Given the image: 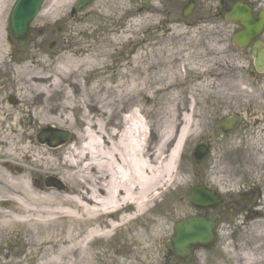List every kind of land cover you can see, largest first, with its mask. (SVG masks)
<instances>
[{"label": "bare ground", "instance_id": "1", "mask_svg": "<svg viewBox=\"0 0 264 264\" xmlns=\"http://www.w3.org/2000/svg\"><path fill=\"white\" fill-rule=\"evenodd\" d=\"M4 9L5 2L0 0V15ZM134 20L137 22L138 19ZM1 32L0 28V65H3L6 45H3ZM102 42L103 48L83 55L74 51L62 54L57 67L50 66L57 55L46 54L44 60L43 54H30L33 61L24 63L15 79L18 83L22 80L21 86L15 84L22 99V114L27 113L32 122L28 127L22 123V140L17 136L20 126L16 124L17 115L4 109L0 111V126L8 131V138L0 135V145L15 146L19 150L20 139L22 159L26 160V164L22 162V189L13 185L11 177L0 172V234L13 223L22 224V248L27 249L26 256L36 259L34 264H95L102 257L98 247L100 242L119 230L135 232V226L129 225L145 218L148 221L144 229L130 236L135 244L137 234L147 233L146 228L152 231L154 221L151 223L150 211L164 201L169 191L170 175L185 137L184 120L179 116V124L183 126L168 154L176 127L173 125V131L171 128L157 132L154 125L156 115L159 116L156 102L160 94L167 91L166 87L156 90L159 92L157 97L150 94L146 98L148 107L136 106L135 98L150 87V84L146 85L150 77L142 76L133 79V82L139 80L141 83L130 86L127 82L126 85L122 80L127 78L124 73L115 72L116 66L114 72L109 70L108 61L112 58V48L117 46L116 41L110 38V41ZM129 44L133 49L138 47L134 52L138 64L137 59L143 58L145 52L139 53L138 44ZM163 44L161 40V52ZM148 46L154 47L151 44L143 47ZM182 58L183 55L171 63L176 67ZM135 70L132 68L130 72ZM178 71L179 77L180 68ZM87 74L101 78L100 87L88 82L87 99L114 96L117 100L99 107L96 102L87 105L81 102L79 98L84 88L80 78ZM55 97L65 103L57 102L53 107L44 105L43 101ZM31 101L34 104L27 108ZM83 105L86 111L79 119V130L74 131L73 145L48 147L35 142L38 130L47 127L64 129L61 119L68 120L70 112L75 113ZM158 119L166 124L165 119L163 121L160 116ZM176 120L177 116L172 124ZM157 139L159 149L155 148ZM13 155L11 149L0 151V158L8 159ZM43 175L56 177L70 189L67 193H59L54 187H38L34 178ZM10 203L16 205V211L5 212L3 209ZM105 219L108 224L103 226ZM63 225L66 230H60ZM163 231L162 225H158L156 232ZM0 256V264L21 263H13L2 253Z\"/></svg>", "mask_w": 264, "mask_h": 264}, {"label": "rangeland", "instance_id": "2", "mask_svg": "<svg viewBox=\"0 0 264 264\" xmlns=\"http://www.w3.org/2000/svg\"><path fill=\"white\" fill-rule=\"evenodd\" d=\"M76 0H45L42 10L37 18H35L30 24L31 30H34V37L30 40L24 48L19 49L16 41L11 37V33L8 27V19L11 8L15 0H3L5 2L4 13L0 15V28L3 40V45H6L4 52V64L0 65V97L3 102L0 105V111L4 109L6 112L15 113L17 115L16 124L18 126L17 136L22 140V123L25 127L32 124L29 120L27 113L22 114V99L20 100L18 86L22 85L16 82L18 71L22 68L24 63L29 64L30 54L42 55L43 59H46V54L57 55L55 61L50 62V66L57 67L59 58L62 54L67 52L77 53L78 55L86 54L93 50L103 48V40L110 41L113 38L116 43L112 48V58L108 61L111 72L116 66L115 72H122L127 78L122 79L123 81L130 82V86L136 83H141L139 80L133 82V79H139L142 76H149L150 79L146 81V85L150 84V90L141 93L135 101L138 107H148L147 97L153 94L154 97L158 96L156 90L159 88L166 87L167 91L160 94L157 104L160 118L165 119L166 124L159 122L158 115L154 120V125L157 126L155 129L157 132H161L164 129H170L176 127L175 132L172 133L171 144L168 146L169 150L172 148L173 141L176 140L179 135L181 127L184 125L179 124V116L184 120L185 108L191 104L192 99L188 98V102L184 101V60L199 57L202 53L199 51L197 45L187 46V44L201 43L195 30H190L187 35L184 34V17L178 14L176 19L170 20L166 25H162L161 21L157 16H154L148 5H144L143 9L140 7L137 10L134 8L141 3V0H95L93 4L88 6L81 13L71 12L73 4ZM152 4V3H151ZM157 6V3H153ZM170 6L174 7V3L170 2ZM184 7L182 8L183 11ZM144 10V11H142ZM179 12L178 8L172 10ZM181 12V11H180ZM77 14V15H76ZM152 14V15H151ZM76 15V18H75ZM171 13L168 14L167 16ZM159 16V15H158ZM134 19H138L135 22ZM186 19H190L189 17ZM183 21V22H181ZM199 24H195L197 26ZM203 25V22H201ZM167 31V33H164ZM198 38V39H197ZM161 40L164 41L162 45V52L160 51L159 43ZM130 42L137 43L139 46V53H144L143 58H138V64H136V57L134 52L138 50L132 48ZM153 43V44H152ZM154 45L147 48L145 45ZM146 49V50H145ZM196 49V50H195ZM182 52V54H181ZM183 55L180 61V65L176 67L171 63L175 59H179ZM147 58V59H146ZM23 60L25 62H23ZM36 60V59H34ZM149 67L152 70L149 71ZM136 69L135 72L131 73V69ZM180 68V75L178 77ZM108 70V71H109ZM145 73V74H143ZM108 74V72H107ZM106 74V75H107ZM104 77V76H103ZM179 78V80H175ZM100 77L97 75L87 74V77L80 78L81 86L84 88L81 92L82 97L79 98L85 105L96 102L97 107L112 103L116 99L114 96H97L94 99H87L86 90L88 89V82L94 83L99 86ZM159 81L161 83H159ZM179 83L180 86H179ZM176 84V87L174 86ZM100 87V86H99ZM180 88V89H179ZM15 90V91H13ZM97 91L99 88L96 89ZM13 99H16V104H13ZM20 100V101H19ZM43 100V99H42ZM40 103L42 102L39 100ZM57 102L64 104L65 101L52 98L43 101L44 105L53 107ZM177 103V104H176ZM34 101H31L27 108L31 107ZM78 109L75 113L70 112L68 120L61 119L62 125L65 126L61 129L69 134L68 146L73 145L75 142L74 131L79 130V119L82 114L86 111V108ZM113 106V105H112ZM116 106V105H115ZM115 106L113 108H115ZM118 109V107L116 108ZM27 110V109H25ZM123 115V114H122ZM121 115V116H122ZM74 116V118H73ZM175 116L178 120L175 121ZM2 117V116H1ZM80 117V118H79ZM120 120V115L118 116ZM2 119H4L2 117ZM78 121V122H77ZM83 124V122L80 121ZM179 124L180 126H177ZM172 125V127H171ZM174 125V127H173ZM43 128L38 130L35 134L34 140L38 142L37 136ZM8 131H5L0 126V135L2 138L7 137ZM174 134V135H173ZM19 139L17 144L19 150L10 148V146L0 145V151H7L11 149L13 156H9L8 159L0 158V172L5 176L11 177L17 188L22 189V162L26 164V160L22 159V142ZM159 139V138H158ZM158 139L155 141L157 144L155 148H158ZM8 140V139H7ZM47 146L46 144H42ZM183 146V147H182ZM68 148V147H67ZM159 149V148H158ZM184 149V141L180 147L181 153ZM179 150V153H180ZM13 151V152H12ZM180 153V155H181ZM167 154V153H166ZM167 154V155H168ZM163 157V156H162ZM8 165H10L8 167ZM179 156L177 157L174 165V171L170 175V187L166 198L162 203H159L154 209L150 211V217L152 218L151 223H154L150 228L147 229V233H140L136 235L137 241L135 244L130 240V236L137 232H140L145 227V223L148 221L145 218L138 220V222H132L129 226H135L136 231H122L119 230L106 241L99 243L98 247L101 248L102 257L95 261V264H165L169 262L165 259L167 250L170 249V238L173 236V227L175 223H178L181 219H184V186L185 176L184 168L181 167ZM13 168H12V167ZM38 187L44 188L48 186L47 181L57 180L54 176L43 175L42 177H35ZM53 179V180H51ZM61 183V182H60ZM62 185V186H61ZM59 189L58 186H50L56 188L59 193H67L70 189L67 184L61 183ZM17 207L14 203L8 204L3 210L5 212L16 211ZM119 224V221H115ZM108 221L105 219L103 226H106ZM158 225H162L163 233H157L156 229ZM66 225H63L60 230H66ZM22 224L19 222L13 223L4 232L0 234V253L6 257L9 256L10 261H21L16 264H34L36 259L26 256L27 249L22 248ZM132 230V229H131ZM156 232V233H155ZM239 237L245 239L247 242H251L253 246L259 245L264 240V224L263 223H252L248 226H244L239 231ZM9 243L5 247V244ZM259 249V248H258ZM257 249V250H258ZM16 251V252H15ZM18 251V252H17ZM1 257V256H0Z\"/></svg>", "mask_w": 264, "mask_h": 264}, {"label": "flooded vegetation", "instance_id": "3", "mask_svg": "<svg viewBox=\"0 0 264 264\" xmlns=\"http://www.w3.org/2000/svg\"><path fill=\"white\" fill-rule=\"evenodd\" d=\"M149 1L164 26L184 7V34L195 30L203 40L186 46L197 45L202 53L184 60V101H192L184 111L180 162L186 181L184 219L216 217V238L184 264H264V240L253 246L239 237L242 227L264 224V71L255 66L251 45L234 46L241 29L225 19L236 4L257 17L264 0H141L135 9ZM174 8L179 12L172 14ZM259 40L264 43V31ZM196 187L213 190L218 207L191 204ZM166 254L165 264H183L171 248Z\"/></svg>", "mask_w": 264, "mask_h": 264}, {"label": "water", "instance_id": "4", "mask_svg": "<svg viewBox=\"0 0 264 264\" xmlns=\"http://www.w3.org/2000/svg\"><path fill=\"white\" fill-rule=\"evenodd\" d=\"M44 0H17L11 10L9 19V28L12 37L17 41L18 47H24L31 35L29 24L36 16L40 6ZM93 0H78L75 5L77 12L86 8ZM228 20L238 23L242 27V32L239 33L233 42L238 47L246 46L255 37H258L264 28V9L256 19L251 17L250 11L246 7L235 6L231 14L227 17ZM252 54L256 60V66L260 69L264 67V51L261 49V43L258 41L253 44ZM68 133L46 130L38 136L39 142H47L51 147L57 146L66 142ZM50 185H58L57 183H46ZM201 189H194L190 194V203L196 207H212L217 208V199L212 194ZM215 227V218L204 220L194 218L192 220L180 221L174 227V234L170 239L171 247L178 260L186 261L187 255L199 247L211 243L215 236L213 234Z\"/></svg>", "mask_w": 264, "mask_h": 264}]
</instances>
